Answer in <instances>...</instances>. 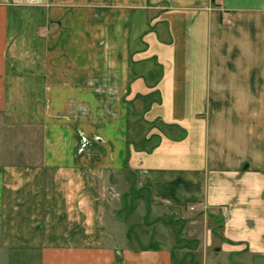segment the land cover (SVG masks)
Masks as SVG:
<instances>
[{"label": "crops", "instance_id": "obj_1", "mask_svg": "<svg viewBox=\"0 0 264 264\" xmlns=\"http://www.w3.org/2000/svg\"><path fill=\"white\" fill-rule=\"evenodd\" d=\"M263 109L264 0H0V264H264Z\"/></svg>", "mask_w": 264, "mask_h": 264}, {"label": "rangeland", "instance_id": "obj_2", "mask_svg": "<svg viewBox=\"0 0 264 264\" xmlns=\"http://www.w3.org/2000/svg\"><path fill=\"white\" fill-rule=\"evenodd\" d=\"M263 112H264V109H263ZM142 195L144 196V197H146V192H143L142 193ZM135 209H137L138 211L140 210V209H143V207L141 206H139V204L137 205V204H135ZM141 212V211H140ZM140 212H138V213H140ZM143 213V210H142V212L140 213V214H138V215H136L137 216V218L138 217H140L139 218V220L141 219V216L143 215L142 214ZM122 214H125L124 212H122ZM137 220V219H136ZM149 228H151V227H149ZM176 228L177 227H175V229H171V230H169L170 231V238H171V234L172 235H174V233L173 232H175L176 233ZM154 229V228H153ZM160 229H159V226H158V228H156V229H154L153 231H152V233L154 234V233H158V231H159ZM148 231L150 232V229H148ZM175 236V235H174ZM180 238V237H179ZM168 239H169V237H168ZM181 240L179 241V243L180 244H189L190 246H192V243H193V241L190 239L189 240V238L188 237H186V238H180ZM192 249V248H191ZM190 250V249H189ZM185 254V255H184ZM184 255V256H183ZM179 256H181L180 258L182 259L183 257H191V258H193L194 257V254L192 253V251L190 250V252L188 251V253H184V251H183V253H181V255H179ZM193 264H194V258H193Z\"/></svg>", "mask_w": 264, "mask_h": 264}, {"label": "trees", "instance_id": "obj_3", "mask_svg": "<svg viewBox=\"0 0 264 264\" xmlns=\"http://www.w3.org/2000/svg\"><path fill=\"white\" fill-rule=\"evenodd\" d=\"M178 240L180 241L181 239H180V238H178Z\"/></svg>", "mask_w": 264, "mask_h": 264}, {"label": "built area", "instance_id": "obj_4", "mask_svg": "<svg viewBox=\"0 0 264 264\" xmlns=\"http://www.w3.org/2000/svg\"><path fill=\"white\" fill-rule=\"evenodd\" d=\"M193 208V207H192Z\"/></svg>", "mask_w": 264, "mask_h": 264}]
</instances>
